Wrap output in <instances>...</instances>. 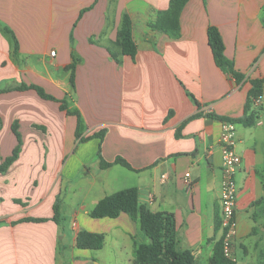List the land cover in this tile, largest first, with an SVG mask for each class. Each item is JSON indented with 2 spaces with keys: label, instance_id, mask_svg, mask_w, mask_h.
<instances>
[{
  "label": "crops",
  "instance_id": "0c3cea01",
  "mask_svg": "<svg viewBox=\"0 0 264 264\" xmlns=\"http://www.w3.org/2000/svg\"><path fill=\"white\" fill-rule=\"evenodd\" d=\"M170 1L0 0V164L18 146L15 126L21 136L18 158L0 173V264H135L137 247L150 242L139 221L126 213L90 216L104 197L128 188L139 190L150 211L174 214L179 249L192 251L197 264L210 263L223 237L222 119L243 118L250 81L264 78V0H190L178 37L150 27ZM124 14L138 52L118 63L108 48L121 56L116 41ZM210 26L245 76L241 83L217 66ZM4 27L17 37L18 53ZM23 84L42 87L56 101L16 90ZM63 103L80 113V137L78 117ZM252 111L253 125L234 123L242 157L237 264H264V89ZM102 130L103 140L94 137ZM98 154L107 162L122 157L134 171L102 169ZM112 171L123 177L112 178ZM77 184L89 188L70 200ZM81 230L106 235L104 247L78 248Z\"/></svg>",
  "mask_w": 264,
  "mask_h": 264
},
{
  "label": "trees",
  "instance_id": "16d2710c",
  "mask_svg": "<svg viewBox=\"0 0 264 264\" xmlns=\"http://www.w3.org/2000/svg\"><path fill=\"white\" fill-rule=\"evenodd\" d=\"M190 0H171L170 6L166 11L158 12L157 17L150 23V27L154 30L167 33L172 37H178L180 33V14L185 5ZM89 8L82 11L83 15ZM3 31L11 35L14 42V51H19V41L14 32L8 27H4ZM209 45L212 49L215 62L222 71L232 75L238 83L245 80V76L235 69L234 63L225 55V44L222 35L218 28L210 26L208 28ZM120 57L113 53L108 48L111 56L118 63L121 62L122 56L135 58L138 52V46L133 37V23L128 14L122 17L120 29L116 41ZM76 60L73 58V63L69 66L72 71L70 82L73 90L75 89L74 69ZM252 88L248 94L247 103L245 106V116L241 119H222L224 122L240 123L246 126H251L256 121V113L252 111L255 101L263 97L264 78L254 79L250 81ZM33 89L38 94L47 100L56 101V99L48 95L42 87L36 85L23 84L16 90L24 91ZM2 92V91H1ZM62 109L67 110L69 114L78 117V127L76 135L81 136V116L78 111H70L66 103L62 104ZM18 139V146L14 150L12 156L8 157L0 164V173H4L18 158L21 151V136L17 131V126L14 127ZM101 140L105 137V130H102L94 135ZM88 139V138H87ZM82 138V140H87ZM100 165L102 169L110 168L113 165H121L129 170L134 171L132 166L122 157H117L114 162L105 161L100 154ZM260 202L254 203L258 206ZM263 210V208H260ZM54 221L59 223L60 208L59 205L54 207ZM122 213L128 214L133 220L139 221L142 231L145 232L150 242L141 244L135 252V264H197L195 255L190 250L179 249V239L177 234L175 215L167 212H152L146 206L139 202V190L137 188H128L109 196L104 197L91 211L90 216L95 219L103 218H118ZM23 222H45L44 218H24ZM221 227V219L217 228ZM106 243V235L91 233L81 230L76 235V246L80 249H89L93 251L101 250ZM209 264H237L234 259L228 258L224 253L222 239L214 246L213 256Z\"/></svg>",
  "mask_w": 264,
  "mask_h": 264
},
{
  "label": "built area",
  "instance_id": "2783aa9c",
  "mask_svg": "<svg viewBox=\"0 0 264 264\" xmlns=\"http://www.w3.org/2000/svg\"><path fill=\"white\" fill-rule=\"evenodd\" d=\"M55 51L52 56H55ZM262 98L255 101L259 106ZM220 143L223 151V182L221 193V227L223 229V248L228 258L234 259L235 232L238 226L236 219V207L238 198V186L236 173L242 164V157L236 150V126L232 122L222 124ZM190 174H186L189 178ZM188 182V181H187Z\"/></svg>",
  "mask_w": 264,
  "mask_h": 264
},
{
  "label": "rangeland",
  "instance_id": "374dc122",
  "mask_svg": "<svg viewBox=\"0 0 264 264\" xmlns=\"http://www.w3.org/2000/svg\"><path fill=\"white\" fill-rule=\"evenodd\" d=\"M258 107V106H257ZM260 110V109H259ZM19 143V142H18ZM131 174V173H130ZM110 175H111V177L112 178H122L123 176H121V174H119V173H117L116 171H112L111 173H110ZM103 176V175H102ZM131 179V178H130ZM128 185H132V181L131 180H129L128 182ZM80 184H77L76 185V187L75 188H72L71 189V191H69L68 192V197H69V199L70 200H72L71 198L73 197V198H78V197H82V196H84L85 195V193H86V190H87V188H89L88 186H86V185H84V184H82V185H80ZM123 184H118V187H123L122 186ZM75 194V195H74ZM66 208H68V207H66ZM61 216V215H60ZM106 239H107V236H106Z\"/></svg>",
  "mask_w": 264,
  "mask_h": 264
}]
</instances>
